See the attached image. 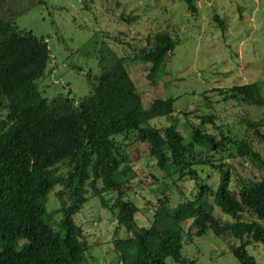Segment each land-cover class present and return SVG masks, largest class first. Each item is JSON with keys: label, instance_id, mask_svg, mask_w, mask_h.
<instances>
[{"label": "trees", "instance_id": "obj_1", "mask_svg": "<svg viewBox=\"0 0 264 264\" xmlns=\"http://www.w3.org/2000/svg\"><path fill=\"white\" fill-rule=\"evenodd\" d=\"M19 1L32 0H0V264H90L92 245L76 216L96 197L117 221L113 242L119 264H198L185 245L210 231L239 264H260L249 247L264 245V155L254 147L264 146L262 82L214 90L227 102L261 110L255 120L248 112L241 116L242 136L235 135L232 123L218 124L215 113L201 115L190 137L177 124H152L173 116L177 98L159 97L145 107L126 61L151 64L148 78L154 84L163 79L167 54L178 41L162 29L146 44L129 45L132 51L113 57L101 74L88 72L91 90L83 98L73 96L69 85L67 92L48 98L40 82L55 70L51 48L45 36L14 23L12 17L28 8L13 12ZM185 1L191 14L199 13L200 0ZM208 124L212 127L205 128ZM140 150L161 169H171L166 178H172L162 177L160 190L146 200L152 212L148 226L139 224L140 208L129 196L139 176L134 158ZM228 157L240 159L243 167L251 163L258 173H234ZM207 168L216 176H203ZM186 181L193 182L190 193L182 189ZM52 192L61 207L50 212ZM106 193L114 195V203ZM17 240L26 241L18 247Z\"/></svg>", "mask_w": 264, "mask_h": 264}, {"label": "rangeland", "instance_id": "obj_2", "mask_svg": "<svg viewBox=\"0 0 264 264\" xmlns=\"http://www.w3.org/2000/svg\"><path fill=\"white\" fill-rule=\"evenodd\" d=\"M198 5L199 13L193 15L185 0L19 1L12 6L13 12L22 6L28 8L12 20L18 28L47 38L55 70L41 80L40 88L48 98L67 92L69 86L73 96L83 98L91 90L88 72L101 74L112 65L113 57L132 51L129 45L146 44L149 36L168 30L178 45L167 54L168 72L157 84L148 78L151 64L126 61L145 107L149 108L159 97L177 98L173 116L155 118L151 123L177 124L190 137L194 126L201 123V115L215 113L218 124L230 122L235 135L242 136L241 116L248 112L255 120L262 115L261 110L234 100L227 102L214 90L261 81L264 92V0H200ZM216 16L224 21L225 28ZM204 94L213 108L208 107ZM247 133L252 136L254 130L247 129ZM254 147L264 155L263 145L256 143ZM136 154L134 167L139 176L134 179L135 189L129 196L140 208L139 224L148 226L152 212L147 210L146 200L153 199L160 190L162 177L164 181L172 179L166 178L171 169H161L154 158L141 150ZM227 161L234 165V173L239 171L247 177L258 173L251 163L243 167L236 157H228ZM201 174L216 176L210 168ZM153 175L160 181H154ZM144 179L146 183L138 186ZM173 188L178 196L179 190ZM182 189L190 193L193 182H184ZM104 197L114 203L113 194L106 193ZM47 207L50 212L61 207L55 192L50 194ZM61 217L57 213L54 221L59 222ZM76 221L83 225L92 245L87 255L90 264H119L120 255L113 242L117 221L99 197L85 205ZM25 241L13 244L21 247ZM185 249L189 257L198 258V264H239L232 253L224 254L226 245L212 231L202 239L196 238L194 244H186ZM249 251L264 264V245L251 246Z\"/></svg>", "mask_w": 264, "mask_h": 264}]
</instances>
